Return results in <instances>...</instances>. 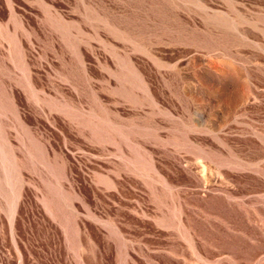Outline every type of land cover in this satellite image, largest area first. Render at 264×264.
<instances>
[{
    "label": "rangeland",
    "instance_id": "1",
    "mask_svg": "<svg viewBox=\"0 0 264 264\" xmlns=\"http://www.w3.org/2000/svg\"><path fill=\"white\" fill-rule=\"evenodd\" d=\"M0 264H264V0H0Z\"/></svg>",
    "mask_w": 264,
    "mask_h": 264
}]
</instances>
